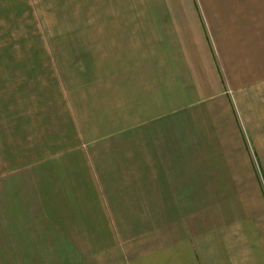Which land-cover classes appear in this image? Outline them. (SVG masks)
<instances>
[{
    "label": "crops",
    "instance_id": "obj_1",
    "mask_svg": "<svg viewBox=\"0 0 264 264\" xmlns=\"http://www.w3.org/2000/svg\"><path fill=\"white\" fill-rule=\"evenodd\" d=\"M0 264H264V0H0Z\"/></svg>",
    "mask_w": 264,
    "mask_h": 264
}]
</instances>
